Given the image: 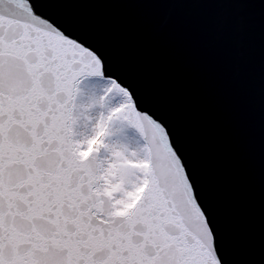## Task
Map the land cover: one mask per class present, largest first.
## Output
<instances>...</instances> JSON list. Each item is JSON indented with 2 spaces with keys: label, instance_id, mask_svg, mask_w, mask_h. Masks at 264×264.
<instances>
[{
  "label": "snow or ice",
  "instance_id": "6c2138e0",
  "mask_svg": "<svg viewBox=\"0 0 264 264\" xmlns=\"http://www.w3.org/2000/svg\"><path fill=\"white\" fill-rule=\"evenodd\" d=\"M0 264H220L167 129L29 0H0Z\"/></svg>",
  "mask_w": 264,
  "mask_h": 264
},
{
  "label": "water",
  "instance_id": "95a60500",
  "mask_svg": "<svg viewBox=\"0 0 264 264\" xmlns=\"http://www.w3.org/2000/svg\"><path fill=\"white\" fill-rule=\"evenodd\" d=\"M160 122L220 264H264V0H29Z\"/></svg>",
  "mask_w": 264,
  "mask_h": 264
},
{
  "label": "rangeland",
  "instance_id": "374dc122",
  "mask_svg": "<svg viewBox=\"0 0 264 264\" xmlns=\"http://www.w3.org/2000/svg\"><path fill=\"white\" fill-rule=\"evenodd\" d=\"M107 82L106 81H99L97 80L95 83V89L94 92L96 95H99L102 93L104 87L106 86ZM114 106L113 104H110L109 107ZM99 111V110H98ZM106 111V109H105ZM122 127V125L120 123H114L113 125V130H114V135L112 137H109V142L111 143H116L118 140V135L116 133H118V130ZM128 137L131 138V140L136 141L137 140V134L133 131V130H128ZM131 146L135 147L136 143L134 142Z\"/></svg>",
  "mask_w": 264,
  "mask_h": 264
}]
</instances>
